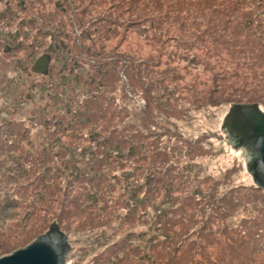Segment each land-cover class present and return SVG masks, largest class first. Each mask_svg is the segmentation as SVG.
<instances>
[{
  "label": "rangeland",
  "instance_id": "374dc122",
  "mask_svg": "<svg viewBox=\"0 0 264 264\" xmlns=\"http://www.w3.org/2000/svg\"><path fill=\"white\" fill-rule=\"evenodd\" d=\"M256 99L264 0H0V255L55 221L64 264H264V187L222 128Z\"/></svg>",
  "mask_w": 264,
  "mask_h": 264
},
{
  "label": "water",
  "instance_id": "95a60500",
  "mask_svg": "<svg viewBox=\"0 0 264 264\" xmlns=\"http://www.w3.org/2000/svg\"><path fill=\"white\" fill-rule=\"evenodd\" d=\"M52 56L45 52L31 69L46 75ZM222 128L234 146L248 151L247 169L258 187H264V109L256 103H235L224 116ZM71 247L68 235L57 222L27 245L0 255V264H64Z\"/></svg>",
  "mask_w": 264,
  "mask_h": 264
},
{
  "label": "trees",
  "instance_id": "16d2710c",
  "mask_svg": "<svg viewBox=\"0 0 264 264\" xmlns=\"http://www.w3.org/2000/svg\"><path fill=\"white\" fill-rule=\"evenodd\" d=\"M141 70V69H140ZM139 70V71H140ZM38 73V72H37ZM138 74L139 75H141V71L140 72H138ZM126 82H128V75L126 76ZM129 85V84H128ZM127 85V86H128ZM136 96V95H135ZM252 102L251 103H256V102H258L259 103V101L256 99V100H251ZM240 103H242V102H240ZM110 147V151L109 152H112V151H114V150H117V147L116 146H114L113 145V147L114 148H112L111 146H109ZM137 150H139V149H137ZM135 153V150L133 149V151L129 154L130 156L129 157H127L128 159H131V157L133 156V154ZM176 167V165H174L173 166V168H175ZM192 169V167L190 168V170ZM175 172H176V176L175 177H177L178 175L180 176L181 174H182V172H181V170H178L177 171V169L175 170ZM190 173H191V171H190ZM149 179V178H148ZM149 184V182H146V181H140L139 183H138V186H137V188H142V189H144V188H148L149 189V186L147 185V184ZM258 187V186H257ZM263 188V187H262ZM134 197H132V199H133ZM234 199V198H233ZM142 201H143V199H142ZM142 201L139 199V198H134L133 199V202L135 203V204H137L138 206H140V205H143L142 204ZM55 222V221H54Z\"/></svg>",
  "mask_w": 264,
  "mask_h": 264
}]
</instances>
